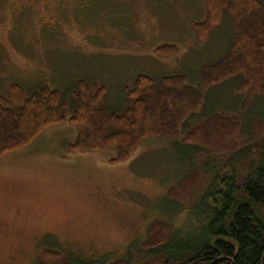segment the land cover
Segmentation results:
<instances>
[{
    "label": "rangeland",
    "instance_id": "obj_1",
    "mask_svg": "<svg viewBox=\"0 0 264 264\" xmlns=\"http://www.w3.org/2000/svg\"><path fill=\"white\" fill-rule=\"evenodd\" d=\"M208 11L206 0H0V98L14 99L13 83L25 92L47 85L65 97L84 79L103 86L101 104L119 112L129 104L123 89L138 74L152 77L156 86L161 77L176 74L198 84L201 66L226 55L234 36L232 17L224 8L219 23L200 39L194 24ZM164 45L175 51L159 55L156 49ZM240 78L205 89L203 103L181 129L213 114L236 115L242 121L236 140L248 138L251 119L264 122V93H256L243 111ZM76 134L70 123L53 126L0 158L4 263L134 261L152 221H167L176 236L172 244L180 247L211 221L216 185L210 172L219 157L201 149L185 152L174 139L150 138L127 159L112 162L114 148L70 150ZM249 148L252 144H240L242 157L231 161L230 156L218 178L246 166ZM193 168L205 171L208 188L204 182L169 196L170 188ZM42 234L44 243L30 242Z\"/></svg>",
    "mask_w": 264,
    "mask_h": 264
},
{
    "label": "trees",
    "instance_id": "obj_2",
    "mask_svg": "<svg viewBox=\"0 0 264 264\" xmlns=\"http://www.w3.org/2000/svg\"><path fill=\"white\" fill-rule=\"evenodd\" d=\"M206 1L207 17L194 24L197 36L204 39L219 23L224 8L232 17L234 36L226 55L201 66L198 84L189 83L185 74H176L161 77L156 86L152 77L138 74L131 87H124L129 104L119 112L101 104L103 86L84 79L77 80L65 97L60 90L47 85L25 92L13 83L10 90L14 99L0 98V158L27 146L46 129L66 122L77 129L75 140L68 145L70 150L94 152L114 148L116 156L112 162L127 159L140 143L150 138L174 139L185 152L201 149L209 157H219L215 170L210 172L216 185L214 212L206 227L196 230L198 235L193 241L183 247L174 246L176 236L171 225L156 219L138 243L134 261L121 257L107 264H264L263 120L251 119V134L239 142L236 133L242 121L236 115L213 114L181 129L187 116L203 103L204 90L212 85L240 75L237 90L245 91L240 104L243 111L256 93H264V0ZM174 51L171 45L156 49L159 55ZM245 143L253 147L247 149V165L219 179L220 167L230 163V156L231 161H238L243 155L238 147ZM204 175L201 168L189 170L168 195L186 193L204 182L207 189L210 179L207 176L206 181Z\"/></svg>",
    "mask_w": 264,
    "mask_h": 264
},
{
    "label": "flooded vegetation",
    "instance_id": "obj_3",
    "mask_svg": "<svg viewBox=\"0 0 264 264\" xmlns=\"http://www.w3.org/2000/svg\"><path fill=\"white\" fill-rule=\"evenodd\" d=\"M2 222H0V230H1V226H2ZM44 234H46V233H44ZM44 234H42V235H40V236H38V235H36V236H34V237H30L29 239H30V242L31 243H33V244H41V243H44L45 241V236L46 235H44ZM5 235L3 234V237H0V242L4 239V238H7V237H4ZM0 264H6V263H4L3 262V260H0Z\"/></svg>",
    "mask_w": 264,
    "mask_h": 264
}]
</instances>
